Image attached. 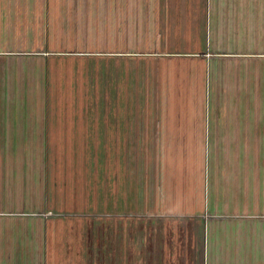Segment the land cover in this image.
<instances>
[{"label": "rangeland", "instance_id": "1", "mask_svg": "<svg viewBox=\"0 0 264 264\" xmlns=\"http://www.w3.org/2000/svg\"><path fill=\"white\" fill-rule=\"evenodd\" d=\"M50 1L59 6L48 8L47 24L50 46L59 59L58 70L47 80L45 101L74 106L87 103L84 109L88 103L108 104L109 135L116 128L124 142L38 146L44 152V161V157L39 159L42 165L27 159L26 173L23 169L21 174L28 190L17 192L18 201L7 205L0 192V210L7 209L0 213V264H193L203 258L204 263L213 259L219 264L258 263V255L245 253L249 239H244V231L234 234L240 238L237 245L231 236V259L227 261L226 255L213 256L211 249L207 253V246L200 256L197 230L212 213L229 212L223 206L212 209L216 191H211L215 163L221 165V173L229 161L227 152H231V189L244 190L240 206L231 204V215L247 216L241 214L249 213L255 206L252 202H258L254 186L244 178L245 171H250L245 154L251 145L215 144L203 142L202 137L196 142L174 137L172 142H160L149 135L148 125L162 124L164 114V121L175 130L180 116H195L204 123L212 120L215 102H264L258 92L264 82V62L249 57L259 54L223 57L220 78L213 70L219 60L212 55L217 50L257 48L248 42L261 44V23L257 21L256 30L249 31L243 21L253 9L258 16L259 8L249 0ZM222 1L231 2V34L214 23L224 10ZM6 36L1 32L0 40ZM16 62L11 60V67ZM23 77L22 91H27L26 83L31 81L34 86L37 78ZM229 88L231 94H224ZM18 90L6 95L5 101L27 104L44 98L24 92L16 95ZM185 103L194 104L191 112L182 105L176 110ZM84 111L54 113L72 119L84 116ZM17 147L6 144L5 152L17 154ZM36 147L27 144L22 152H35ZM256 149L264 150V144H257ZM217 153L222 155L217 158ZM12 154L4 160L10 165L9 173L16 172ZM39 185L44 197L36 192ZM218 188L221 192L226 185L219 182ZM234 194L231 190V202H237Z\"/></svg>", "mask_w": 264, "mask_h": 264}, {"label": "crops", "instance_id": "2", "mask_svg": "<svg viewBox=\"0 0 264 264\" xmlns=\"http://www.w3.org/2000/svg\"><path fill=\"white\" fill-rule=\"evenodd\" d=\"M227 1L221 2L220 7L224 10L218 13V18L214 23L218 28L224 27L223 29L231 34V24H228L231 20V2ZM50 2V0H0V33L6 32L7 34L5 38H1L0 40V146L3 147V150H0V192H4L3 197L8 200H3L5 205L12 203L13 200L15 202L18 201L15 199L18 196L17 192L28 190L27 184L23 183L21 180L23 169L24 173H26V160L30 159L31 163V160L35 159L36 161L34 164L38 163V166L42 165L45 159L43 156L44 152L43 149L40 150L38 146L45 148L44 144L54 142H124L123 138H118L119 135L116 128L115 131L112 132L113 134L109 135V123L107 120L108 104L88 103V108L84 109L87 103L78 104L76 106H74L75 104H60V106L59 104L45 101L48 85L47 80L50 79L53 70H58L56 61L59 59V56H57L59 54L54 53L50 46L49 28H47L49 16L48 8L54 5L56 9L59 6L56 2L55 4ZM249 2H252L254 8H259V14L258 16L255 15L253 9V14H249V17L245 18L243 24L245 25L247 22L248 28H250L249 31H254L256 30L257 21L260 22L262 41L261 44L257 43L259 46L252 44L253 40L248 42V44L254 48L261 47L258 49V52H256L257 48L254 50L236 52L227 50L212 52V55H215L213 58L216 57L214 59L219 60L218 65L213 64V70L219 78L220 60L224 59L223 57H231V54L244 53L243 56H245V54L249 52H255L259 55H249V57H259L260 62H264V44H262L264 43V9H262L261 12V8H264V0H249ZM224 15L225 18H223ZM9 32H11V34ZM220 45H222V42H220ZM20 59L23 60L21 63ZM11 60L17 61V64L11 67ZM11 69L13 71H11ZM30 72L34 75H29ZM10 74H12L11 79ZM23 74L29 80L30 77L33 78V76H35V79L37 78L34 86H32L33 82L31 81L26 83L28 87L27 91H22L24 85L23 82L21 84V81L25 79ZM47 75L49 77L48 79ZM262 77H264V74H262ZM9 79L10 82L8 83ZM18 80L20 85H18ZM17 87L20 89V93L18 90L16 95L23 94L24 92V95H28L29 93L36 95L42 94L44 98H41L43 99L42 101L29 102L27 104L6 102V95H14V90ZM250 89L253 92L252 94L256 93L254 88ZM223 91L224 94H231V88L227 89V91ZM258 92H260L262 98H264V82H262ZM219 93L220 89L218 90V94ZM181 105L189 112H191L194 107L193 103H185L177 105L179 108L176 110H181ZM213 105L215 111L213 110ZM213 105H211V110L215 112L214 118L209 120V122L206 121L204 123L202 121V123L201 119H197L195 116L192 118L190 115L180 116V120L174 123L177 125V128L174 130L171 126L172 124L168 120L164 121L163 114V123H150L148 125V132L154 140L158 139L160 142H172L173 140L171 137H174L176 141L177 138H179L178 140L180 141L188 140L196 142L197 137H202L203 142L215 144L235 143L251 145L252 149H249L245 154V159L247 158L246 163L249 164V161L251 162L250 171H245L246 174L244 178L249 181L250 187L254 186L255 190L253 192H255V197L258 198V202H252L255 206H251L253 209L248 211L249 213L246 211L241 214V216L248 214L247 216L238 217L239 213L231 215V204L240 206L237 204L240 202V198H242L240 195L244 190L239 192L235 190V188L231 189V152L225 153L224 155L229 161L225 165L224 170L221 173L218 171V167L220 168L221 165L219 166L217 161L214 166L213 187L211 191H216V196L212 197L214 206L212 209L215 210L216 206H223L226 207L229 212L226 213V215H222V213L218 215L212 213L210 217L200 222L197 228L198 235H200L199 240L202 245L201 253L199 254L202 256L205 246H207V253H209L208 249H211L213 256L223 254L228 256L226 260L229 261L232 251L231 236L235 239V244L237 245L240 242V238H235L234 234L236 231L238 234L244 231V239L247 240L248 238V246L250 245L249 247L246 246L245 253L249 254L252 252V255L259 256V262L254 264H264V150L256 149L257 144H264V102L238 104H231V102H215ZM60 107L62 108L60 109ZM207 107L209 108V106ZM202 108H205V105L202 106ZM59 110H73L77 112H85L84 110H86L87 113L84 116L78 115L70 119L66 115L54 113ZM168 110L162 109L161 112H168ZM194 111L196 113L199 111L198 106H196ZM184 118H188V120L182 123ZM137 136L139 135L137 134ZM199 141L202 140L199 139ZM11 143L19 144V147L16 149L17 154L13 155L10 152H5L6 144L8 145ZM27 144H35L37 146L36 148L39 150L35 152L31 151L30 153L22 152L27 148ZM11 154L14 160H17L15 161L17 162L15 173L13 170L9 173L10 165L8 166V161H4L6 159L8 160ZM219 154L222 155L221 153H217V158ZM40 158L41 160L43 158L42 162L39 161ZM258 158H261V161H258ZM21 159L24 161L21 162ZM255 159H257L258 162L256 166L253 163ZM40 180L42 181V178ZM41 181L39 182L40 184ZM219 182H221L223 186L224 184L226 185V188L223 191L221 190V192L218 188ZM36 189V192L39 191L37 192L38 196L41 195L44 197L41 185L36 187ZM231 190L233 193L237 192V194L233 196V200L235 196L238 197L237 202H231ZM132 191H134V188ZM136 191L138 190L136 189L135 192ZM249 193V190L246 189V197L249 196ZM42 201L44 203V200ZM33 206L34 205H32V207ZM5 210L7 209H1L0 213L6 212ZM241 218H246L247 220H245L244 223L237 222V224H233L234 221H238ZM220 239L224 242H220ZM244 243L245 242L241 240V246L244 247ZM238 252L239 250L235 249V253L237 254ZM193 264L219 263L214 259L211 263H204L203 258V262ZM222 264H224V261Z\"/></svg>", "mask_w": 264, "mask_h": 264}]
</instances>
